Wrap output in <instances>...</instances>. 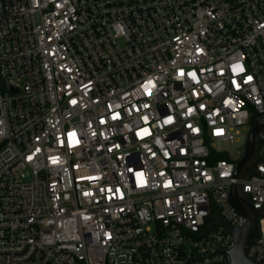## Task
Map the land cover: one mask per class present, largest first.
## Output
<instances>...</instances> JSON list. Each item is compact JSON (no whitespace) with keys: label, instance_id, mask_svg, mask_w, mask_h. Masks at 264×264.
<instances>
[{"label":"built area","instance_id":"1","mask_svg":"<svg viewBox=\"0 0 264 264\" xmlns=\"http://www.w3.org/2000/svg\"><path fill=\"white\" fill-rule=\"evenodd\" d=\"M253 114L264 0H0V264H264Z\"/></svg>","mask_w":264,"mask_h":264},{"label":"water","instance_id":"2","mask_svg":"<svg viewBox=\"0 0 264 264\" xmlns=\"http://www.w3.org/2000/svg\"><path fill=\"white\" fill-rule=\"evenodd\" d=\"M264 128V114L257 116L249 129L245 148L242 155L235 161L234 175L238 176L241 168L252 160L257 153L258 135ZM229 202L236 211L241 213L246 221L240 228H234L235 245L226 251V264H256L247 256V249L251 240L257 232V217L261 213L254 209L249 201H247L240 188L233 184L228 190Z\"/></svg>","mask_w":264,"mask_h":264},{"label":"rangeland","instance_id":"3","mask_svg":"<svg viewBox=\"0 0 264 264\" xmlns=\"http://www.w3.org/2000/svg\"><path fill=\"white\" fill-rule=\"evenodd\" d=\"M250 126H246L245 133L248 134ZM246 137H240L237 140H231L225 143L223 146L228 151V154L232 159H237L240 154L243 153L245 148Z\"/></svg>","mask_w":264,"mask_h":264},{"label":"trees","instance_id":"4","mask_svg":"<svg viewBox=\"0 0 264 264\" xmlns=\"http://www.w3.org/2000/svg\"><path fill=\"white\" fill-rule=\"evenodd\" d=\"M257 117V115L256 114H253V116H252V118H251V123H253L254 122V119ZM224 156V155H223Z\"/></svg>","mask_w":264,"mask_h":264}]
</instances>
